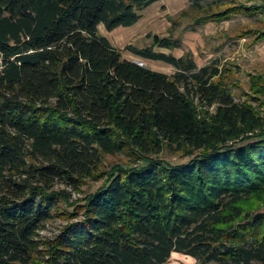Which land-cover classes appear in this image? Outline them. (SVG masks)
<instances>
[{
	"label": "trees",
	"instance_id": "trees-1",
	"mask_svg": "<svg viewBox=\"0 0 264 264\" xmlns=\"http://www.w3.org/2000/svg\"><path fill=\"white\" fill-rule=\"evenodd\" d=\"M156 1L0 0V264H166L175 252L264 264L252 204L264 197V115L236 94L233 71L155 50L182 45L170 36L130 46L176 67L160 72L99 30L131 27ZM190 1L195 25L264 15V1ZM166 147L188 159H162ZM120 153L137 162L104 171ZM94 176L104 183L63 207L71 192L58 184Z\"/></svg>",
	"mask_w": 264,
	"mask_h": 264
},
{
	"label": "rangeland",
	"instance_id": "rangeland-1",
	"mask_svg": "<svg viewBox=\"0 0 264 264\" xmlns=\"http://www.w3.org/2000/svg\"><path fill=\"white\" fill-rule=\"evenodd\" d=\"M239 2H262L264 0H237ZM197 11L192 9L190 0H157L152 5L141 11L142 18L131 27L119 26L108 30L102 23L99 26L101 33L108 36L112 44L119 47L123 56L133 59L157 71L174 74L176 67L162 60L142 58L130 50V46L146 48L155 46L154 37H172L181 40V46L169 49L155 46V50L172 53L177 56L192 53L199 66L214 60H220L222 65L233 71L234 91L237 95L248 97L264 115V39H257L254 29H264V15L251 16L238 14L230 19L222 21H210L195 25ZM262 91V92H261ZM160 157L174 163L188 159L183 151L166 147ZM104 171L113 168L114 165L137 162L127 153L116 155L106 154L103 158ZM105 181V177H92L84 180L78 189L58 184L61 190L71 192L70 201L63 203L67 210H73L84 197L96 191ZM255 208L264 210V197L253 199ZM66 219L56 218L50 221L41 234L47 239L58 235ZM171 260L166 264H199L196 258L184 253H173Z\"/></svg>",
	"mask_w": 264,
	"mask_h": 264
}]
</instances>
